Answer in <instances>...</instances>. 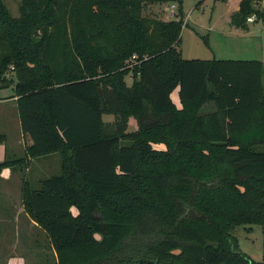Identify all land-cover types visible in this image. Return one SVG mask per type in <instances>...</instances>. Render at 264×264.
I'll list each match as a JSON object with an SVG mask.
<instances>
[{
  "label": "trees",
  "instance_id": "obj_1",
  "mask_svg": "<svg viewBox=\"0 0 264 264\" xmlns=\"http://www.w3.org/2000/svg\"><path fill=\"white\" fill-rule=\"evenodd\" d=\"M261 1L230 24L264 22ZM164 2L183 0H20L17 17L0 0V90L24 157L60 161L21 184L58 264H263L233 231L264 225V62L182 57L181 11L143 14Z\"/></svg>",
  "mask_w": 264,
  "mask_h": 264
},
{
  "label": "rangeland",
  "instance_id": "obj_2",
  "mask_svg": "<svg viewBox=\"0 0 264 264\" xmlns=\"http://www.w3.org/2000/svg\"><path fill=\"white\" fill-rule=\"evenodd\" d=\"M3 2L13 17L19 15L20 0ZM225 2L226 0H183L181 7L171 2L152 3L145 6L143 14L171 20L177 18L181 11L183 26L178 49L184 58L258 59L264 62V22L251 21L247 30L236 28L229 22L232 11H228L230 8ZM258 7L264 9V0ZM126 81L131 82L130 75L126 76ZM262 81L264 83V74ZM12 94L13 86L0 90V96L10 97ZM171 99L180 106L177 89L171 92ZM13 104L12 101L0 103V134L6 137L0 145L9 146L7 156L10 159L23 157L20 148L10 147L8 143L16 140L17 111ZM110 118V115H105V119ZM134 126L133 121H130L127 129L132 130ZM154 147L163 149L164 145L154 144ZM46 164L37 180H33L23 164L0 170V264H58L48 236L28 219L21 203L20 186L23 181L38 187L39 179L59 173L60 161L57 154L49 157ZM233 234L242 252L264 264V225L239 226Z\"/></svg>",
  "mask_w": 264,
  "mask_h": 264
},
{
  "label": "crops",
  "instance_id": "obj_3",
  "mask_svg": "<svg viewBox=\"0 0 264 264\" xmlns=\"http://www.w3.org/2000/svg\"><path fill=\"white\" fill-rule=\"evenodd\" d=\"M240 0H226V4L227 6L230 8L228 11H234L238 8V3ZM16 99V97H13L12 95L9 97H3L0 96V103H5L8 101H12L14 102V100ZM15 105V103L13 104V106ZM15 130H16V140H13L12 142L9 141L8 143H10V147H14L15 149L18 147L22 150V154L24 157V150L25 147L28 143V139L27 137H25L20 129V124H19V119L17 116V112H16V118H15ZM6 139V137L4 138V140ZM15 141V142H14ZM14 142V143H13ZM2 144V142L0 143ZM10 150H9V146L6 144L4 146L0 145V161H2L5 157V155H8ZM53 156V154L44 156V157H40V158H25L22 162V164L25 166L26 168V172H28L29 174L31 173L32 178H34L33 180H37V176L44 170V167L47 165L46 161L48 160L49 157ZM22 157V158H23ZM30 176V177H31ZM41 180V179H39ZM38 180V182H39ZM20 194H21V186H20ZM19 194V195H20ZM23 210V209H22ZM29 219V218H28ZM30 220V219H29ZM32 221V220H30ZM33 222V221H32ZM35 224V223H34Z\"/></svg>",
  "mask_w": 264,
  "mask_h": 264
},
{
  "label": "built area",
  "instance_id": "obj_4",
  "mask_svg": "<svg viewBox=\"0 0 264 264\" xmlns=\"http://www.w3.org/2000/svg\"><path fill=\"white\" fill-rule=\"evenodd\" d=\"M173 7H174V5L172 4L171 5V8L173 9ZM134 59H135V55H132L131 58H130V60H129V62L133 61Z\"/></svg>",
  "mask_w": 264,
  "mask_h": 264
}]
</instances>
